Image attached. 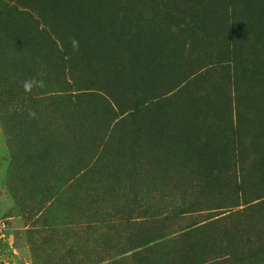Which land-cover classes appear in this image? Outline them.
Listing matches in <instances>:
<instances>
[{"label":"rangeland","instance_id":"374dc122","mask_svg":"<svg viewBox=\"0 0 264 264\" xmlns=\"http://www.w3.org/2000/svg\"><path fill=\"white\" fill-rule=\"evenodd\" d=\"M0 264H264V0H0Z\"/></svg>","mask_w":264,"mask_h":264},{"label":"clouds","instance_id":"9594fccd","mask_svg":"<svg viewBox=\"0 0 264 264\" xmlns=\"http://www.w3.org/2000/svg\"><path fill=\"white\" fill-rule=\"evenodd\" d=\"M72 47L75 51L79 50V42L75 39L72 40ZM23 90L26 94L32 93L34 88H44L45 84L42 80L37 81L35 79L25 80L22 84ZM29 117L35 118L36 113L34 111L29 110Z\"/></svg>","mask_w":264,"mask_h":264},{"label":"trees","instance_id":"16d2710c","mask_svg":"<svg viewBox=\"0 0 264 264\" xmlns=\"http://www.w3.org/2000/svg\"><path fill=\"white\" fill-rule=\"evenodd\" d=\"M139 131L142 132L144 130V126L140 125L138 127ZM121 150V149H120ZM119 151V150H118ZM155 246H166L167 247V239L160 240L159 242L154 244ZM153 245V246H154Z\"/></svg>","mask_w":264,"mask_h":264}]
</instances>
